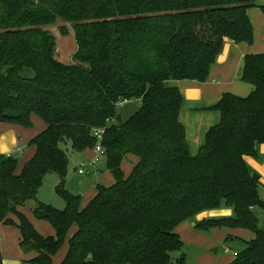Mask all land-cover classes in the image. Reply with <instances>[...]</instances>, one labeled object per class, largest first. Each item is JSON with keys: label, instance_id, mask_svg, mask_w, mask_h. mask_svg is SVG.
<instances>
[{"label": "trees", "instance_id": "obj_1", "mask_svg": "<svg viewBox=\"0 0 264 264\" xmlns=\"http://www.w3.org/2000/svg\"><path fill=\"white\" fill-rule=\"evenodd\" d=\"M255 0H0V122L31 126L37 114L46 128L28 145L35 153L17 173L18 160L0 155V223L20 231V248L37 255L21 264H53L72 225L59 264H170L183 248L177 225L205 210L231 207V216L203 218L195 228L247 229L228 264H264V229L252 208L264 210L257 176L245 156L264 143V53L246 54L241 80L246 96L224 93L212 106L217 121L191 154L180 119L183 96L172 80L204 82L224 41L252 43L247 9ZM264 8V6H261ZM69 23L77 48L71 64L56 59L47 26ZM66 35V26L59 27ZM137 99L120 120L116 103ZM113 119V122L107 120ZM103 129L104 166L114 177L96 185L84 207L65 189L69 148L93 149L92 131ZM136 158L130 172L122 160ZM63 209L36 200L45 174ZM47 220L55 235H40L18 210ZM16 217L14 221L10 216ZM229 249V248H228ZM177 264H185L181 255ZM0 264H3L0 252Z\"/></svg>", "mask_w": 264, "mask_h": 264}, {"label": "crops", "instance_id": "obj_2", "mask_svg": "<svg viewBox=\"0 0 264 264\" xmlns=\"http://www.w3.org/2000/svg\"><path fill=\"white\" fill-rule=\"evenodd\" d=\"M255 3V6L247 9V16L253 27L252 43L224 41L221 51L211 64L208 76L204 82L187 79L172 80L166 83L169 86H177L183 96L180 119L182 120L184 114V117L188 121V123H182L186 129V139L189 148L191 145L189 137L192 138L195 148H199L204 139L206 129L217 121V112L208 109V107L214 105L221 98L222 94L229 92L243 97L248 95L253 89L251 84L241 80V73L246 54L264 53V8L261 7L264 6V0H255ZM50 28L51 26H47V29L55 36L56 59L64 64H71L73 53L77 48L74 31L71 30L66 35H62L59 31L53 32ZM30 118L35 126L24 127L14 123L0 122V155L10 154L15 158H21V161H18L17 173L23 164L35 153V146L28 145V142L46 128V124L37 114H31ZM25 150H29V152L24 156ZM256 151L255 156H245V162L249 172L257 176L259 180L257 192L259 198L264 202V143L259 144ZM93 156H90L87 160L89 161ZM81 165L74 168L75 172H68L67 169L65 189L73 195H78L80 197V207H84L95 195L97 184L110 186L114 183V178L110 174L111 172L109 173V170L105 168L104 162L92 165V168L87 169L88 171L86 170L85 174L78 173V168ZM89 173L92 174V177L86 176ZM53 175L56 177L54 181V187H56L59 179L56 174ZM39 190L36 200L45 203L43 199H39L43 197L39 196L38 198ZM32 204L34 206L35 202L33 201ZM25 205L19 206L18 210L27 217L34 229L42 236L55 235L56 232L53 226L47 220L36 218L31 209ZM252 211L259 220V227L263 229L262 227L264 226L261 225L260 220L264 218V210L259 206H255L252 208ZM231 213V210L203 211L197 214L193 220L181 222L177 225L175 231L179 235L183 234L185 236V234L190 233L191 236L196 237L198 235L196 232L189 231V226H195L196 221L208 216H228ZM10 217L14 221H17L15 216L11 215ZM76 229L77 226L75 224L69 229L63 245L51 257L53 264H59L64 258L68 248V239ZM216 229H222L225 237L230 235L243 240L252 238V234H247L243 229L213 228L211 231H215ZM19 241L20 231L17 226L0 223V252L3 264H21L23 261L32 259L37 255L36 251L24 252L20 248Z\"/></svg>", "mask_w": 264, "mask_h": 264}, {"label": "rangeland", "instance_id": "obj_3", "mask_svg": "<svg viewBox=\"0 0 264 264\" xmlns=\"http://www.w3.org/2000/svg\"><path fill=\"white\" fill-rule=\"evenodd\" d=\"M63 25L67 27L68 32L73 30L71 24L65 23L61 20H58L55 24L50 25L51 26L50 29L53 32H57V31L60 32L59 27ZM138 107H139V101L137 99H130L127 102L121 104L117 108V113L120 116V120L122 121L126 120L138 109ZM181 121L184 124L188 123L186 117H184V114H183ZM31 126H35V124L32 122ZM189 141L191 143L190 148H189L190 152L191 154H195L197 152V150L195 149H198V148H195L194 142L191 137H189ZM28 152L29 150H25L24 156L27 155ZM69 155H71V157H69V162H68V167H67L68 172H75L74 168L78 167L83 162L84 163L86 162V165H85L86 170L92 168V165L88 164L87 159H89L90 156L94 155L93 149H88V150H85L84 152H78V151H73L71 148H69ZM17 159L19 162L21 161V158L18 157ZM135 162H136V158L132 155H127L122 160L121 169L125 175H127L130 172ZM53 174L54 173H48L44 175L42 186L38 193V198L39 196L43 197L39 199H43L45 203L50 204L51 206H54L58 209H62V207L64 206V200L55 191L54 181L56 177ZM86 176L92 177V174L89 173ZM33 201L34 200L28 201L25 206H27L29 209H32ZM211 210L213 211L231 210L232 213L228 216H231L233 214L232 208L227 207V206H222L220 208L211 209ZM211 210H205V211H211ZM210 217H217V216H208L206 218H210ZM219 217H222V216H219ZM260 221H261V225L264 226V218H261ZM262 228L264 229V227ZM243 230H245L247 234H250V235L252 234L251 237H253V233L251 231L247 229H243ZM189 231L196 232L198 235L196 237L191 236L190 233L185 234V236H183V234L179 235L184 245L181 250L174 251L171 253L170 264H177L176 261L181 255H183L185 258V264H228L230 260L233 258V255H234L233 252L236 249L240 250L241 248H243L242 242H235L229 245H225L223 243V239L225 235L224 233H222V229L221 230L216 229L215 231L210 230V231L205 232V231L196 229L194 226H189Z\"/></svg>", "mask_w": 264, "mask_h": 264}, {"label": "built area", "instance_id": "obj_4", "mask_svg": "<svg viewBox=\"0 0 264 264\" xmlns=\"http://www.w3.org/2000/svg\"><path fill=\"white\" fill-rule=\"evenodd\" d=\"M128 99L124 98V99H120L117 101L116 103V107L118 108L121 104L127 102ZM113 119H109L107 120V122H113ZM102 133H103V129L100 128H95L92 131L93 136H95L96 138V144L93 148L94 151V156L88 161V164L90 165H97V164H101L104 162V150L101 146V139H102ZM10 155V154H8ZM86 163L82 164L80 166V168H78V173L79 174H85L86 173V168H85ZM235 255V253H234Z\"/></svg>", "mask_w": 264, "mask_h": 264}]
</instances>
